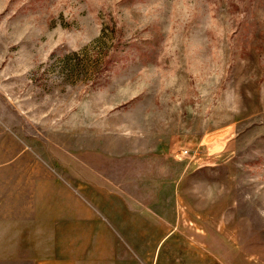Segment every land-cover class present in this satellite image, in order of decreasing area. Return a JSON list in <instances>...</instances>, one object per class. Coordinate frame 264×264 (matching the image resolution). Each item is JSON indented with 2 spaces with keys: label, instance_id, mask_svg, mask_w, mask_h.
I'll use <instances>...</instances> for the list:
<instances>
[{
  "label": "rangeland",
  "instance_id": "1",
  "mask_svg": "<svg viewBox=\"0 0 264 264\" xmlns=\"http://www.w3.org/2000/svg\"><path fill=\"white\" fill-rule=\"evenodd\" d=\"M7 158L0 187H90L139 264H264V0H0Z\"/></svg>",
  "mask_w": 264,
  "mask_h": 264
},
{
  "label": "crops",
  "instance_id": "2",
  "mask_svg": "<svg viewBox=\"0 0 264 264\" xmlns=\"http://www.w3.org/2000/svg\"><path fill=\"white\" fill-rule=\"evenodd\" d=\"M8 160L2 174L13 169L16 159ZM25 175L0 187V264H139L138 252L122 242L115 225L95 216L90 187L75 186L41 165Z\"/></svg>",
  "mask_w": 264,
  "mask_h": 264
}]
</instances>
